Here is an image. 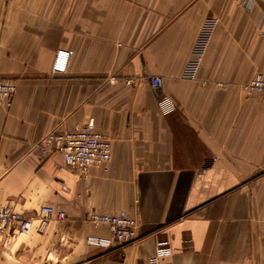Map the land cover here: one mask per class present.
Here are the masks:
<instances>
[{"label":"crops","instance_id":"crops-1","mask_svg":"<svg viewBox=\"0 0 264 264\" xmlns=\"http://www.w3.org/2000/svg\"><path fill=\"white\" fill-rule=\"evenodd\" d=\"M207 20L193 78L183 77ZM58 50L71 51L54 74ZM264 75V0H0V206L64 220L0 236V264H264V96L241 85ZM175 110L161 115L149 80ZM93 122L111 144L85 177L38 144ZM205 170L202 172V170ZM91 215L125 216L136 242L109 251Z\"/></svg>","mask_w":264,"mask_h":264},{"label":"built area","instance_id":"built-area-1","mask_svg":"<svg viewBox=\"0 0 264 264\" xmlns=\"http://www.w3.org/2000/svg\"><path fill=\"white\" fill-rule=\"evenodd\" d=\"M254 0H245V7L251 8ZM214 27L213 20H207L203 29L193 46V61L189 63L183 72V77L191 79L195 76L201 58L205 52L210 34ZM71 51L58 50L52 63L54 74L63 73ZM150 86L157 92V107L161 115H168L175 110L173 101L167 95L161 93L162 81L159 77H152L149 80ZM15 83L10 79H0V106L9 107L15 94ZM241 91L246 94H258L264 96V75L255 74L250 80L241 85ZM44 152L59 153L63 165L67 169L79 173L85 177L91 167H106L111 158V144L108 138L96 132L92 120L75 127L71 131L62 133L47 134L37 145ZM205 170L203 169L202 172ZM65 216L59 209L51 207L40 208L33 217H23L16 213L10 203L0 206V236L8 239V232L14 229L17 234H26L32 228L33 222L43 228L56 219L64 220ZM88 221L94 226L105 225L109 236L87 237V246L109 251L125 245L132 244L137 240L135 221L125 216H101L91 215ZM172 251L167 241H160L156 244L153 255L149 258L148 264H159L163 259L169 258Z\"/></svg>","mask_w":264,"mask_h":264},{"label":"rangeland","instance_id":"rangeland-1","mask_svg":"<svg viewBox=\"0 0 264 264\" xmlns=\"http://www.w3.org/2000/svg\"><path fill=\"white\" fill-rule=\"evenodd\" d=\"M97 250V249H96Z\"/></svg>","mask_w":264,"mask_h":264}]
</instances>
